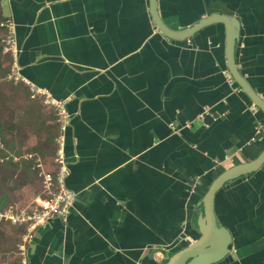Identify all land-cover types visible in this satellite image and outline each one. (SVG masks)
<instances>
[{
  "label": "crops",
  "instance_id": "crops-1",
  "mask_svg": "<svg viewBox=\"0 0 264 264\" xmlns=\"http://www.w3.org/2000/svg\"><path fill=\"white\" fill-rule=\"evenodd\" d=\"M157 2L175 32L237 18V67L264 99V0ZM150 10V0H10L21 78L66 101L67 187L78 194L66 223L37 229L27 264H165L201 237L211 184L264 150V133L251 141L263 112L224 74L225 25L172 41ZM205 109L208 127L173 134ZM215 212L233 237L218 264H264V165L221 189Z\"/></svg>",
  "mask_w": 264,
  "mask_h": 264
},
{
  "label": "rangeland",
  "instance_id": "rangeland-1",
  "mask_svg": "<svg viewBox=\"0 0 264 264\" xmlns=\"http://www.w3.org/2000/svg\"><path fill=\"white\" fill-rule=\"evenodd\" d=\"M14 55L9 29L0 24V213L29 214L44 198L37 166L56 170L59 122L54 107L17 79ZM25 230L0 223V264H25L19 250Z\"/></svg>",
  "mask_w": 264,
  "mask_h": 264
},
{
  "label": "water",
  "instance_id": "water-1",
  "mask_svg": "<svg viewBox=\"0 0 264 264\" xmlns=\"http://www.w3.org/2000/svg\"><path fill=\"white\" fill-rule=\"evenodd\" d=\"M3 16L9 18L10 0H3ZM150 13L157 30L172 41H186L195 34L212 26L222 23L226 27V64L236 84L251 99V101L264 114V99L251 88L245 77L239 71L236 63V46L240 35V22L237 18L213 15L200 21L192 27L175 32L163 21L158 9L157 0H150ZM264 165V150L255 160L236 165L222 173L209 187L202 200L203 213L198 219V227L201 237L181 251L175 253L165 264H218L223 262L230 254L233 237L228 229L218 224L215 212V200L217 193L227 184L240 178L249 176L259 171ZM153 258V257H151Z\"/></svg>",
  "mask_w": 264,
  "mask_h": 264
},
{
  "label": "built area",
  "instance_id": "built-area-1",
  "mask_svg": "<svg viewBox=\"0 0 264 264\" xmlns=\"http://www.w3.org/2000/svg\"><path fill=\"white\" fill-rule=\"evenodd\" d=\"M2 26H6L10 32L12 49L13 52H15L14 58L16 74L18 77L17 79L27 84V82L21 78V75L18 71V49L14 38L13 24L10 21H7ZM224 74L231 86L236 85L235 80L228 70H225ZM30 88L35 94L43 96L46 100V103L54 107V109L56 110L59 122V132L55 139L56 152L54 161L56 164V170L54 172L45 171L43 170L41 164L37 166L40 169L39 176L42 179V196L44 198H40L38 200V205L29 214H14L12 211H4L3 213H0V223L8 222L13 225H23L26 227V234L23 236L22 241L19 245V250L21 252V255L24 257L25 264H27L28 262L27 260L29 245L33 242L37 229L47 225L54 219H60L61 221L66 223L78 198V194L67 187L69 167L66 158V133L71 117L67 111L66 101H59L54 99L45 90L37 89L33 86H30ZM257 110L258 107L254 103L249 107V111L252 113ZM209 113L210 109H205L195 119V121L187 122L182 127L171 124L170 128L173 134L180 135L183 129H190L195 123H198L201 126L208 127L207 116L209 115ZM255 130L256 134L255 137L251 140L252 142L257 141L262 137V134L264 133V125L260 122H257ZM228 159L229 158L227 157V160ZM8 160L9 159H4L2 162L4 163ZM200 183V177L194 178L193 182L189 185L188 192L194 194L196 192V188ZM183 240L189 241V238L184 236Z\"/></svg>",
  "mask_w": 264,
  "mask_h": 264
},
{
  "label": "trees",
  "instance_id": "trees-1",
  "mask_svg": "<svg viewBox=\"0 0 264 264\" xmlns=\"http://www.w3.org/2000/svg\"><path fill=\"white\" fill-rule=\"evenodd\" d=\"M1 0H0V7H1ZM7 21H9L8 19L3 17V13L0 9V24L3 25L4 23H6ZM56 150H54V154H55ZM26 231V230H25ZM188 245H186L184 248H186Z\"/></svg>",
  "mask_w": 264,
  "mask_h": 264
}]
</instances>
